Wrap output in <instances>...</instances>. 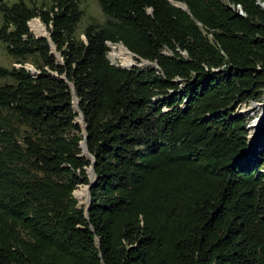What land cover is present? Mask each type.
<instances>
[{
	"label": "trees",
	"instance_id": "16d2710c",
	"mask_svg": "<svg viewBox=\"0 0 264 264\" xmlns=\"http://www.w3.org/2000/svg\"><path fill=\"white\" fill-rule=\"evenodd\" d=\"M80 1L0 0L4 50L37 69L0 67V264H264V112L250 144L238 113L264 90V7L97 0L81 39Z\"/></svg>",
	"mask_w": 264,
	"mask_h": 264
},
{
	"label": "rangeland",
	"instance_id": "374dc122",
	"mask_svg": "<svg viewBox=\"0 0 264 264\" xmlns=\"http://www.w3.org/2000/svg\"><path fill=\"white\" fill-rule=\"evenodd\" d=\"M11 1H14V0H7V2H11ZM24 1L28 5H34V6H43V5L47 6L50 3V0H24ZM258 3H260V5L262 7H264V2L263 1H259L258 0ZM79 7L82 9V14L80 15L78 21L76 22L74 34H75V36L83 39V35L81 33L83 26L89 21L103 22L105 16L102 13V11L100 10V7H99V4H98L97 0H81L79 2ZM0 22H1V15H0ZM27 25H28V28H29L30 32L34 36H41V35H38V33H36V30L33 29L31 25H40L45 30V32H46L45 35L48 34V31L46 29L45 24L42 23V21L36 15L31 17L27 21ZM115 43H108V50L106 52V56L112 62L119 64V63H122V62L119 60V58H117L115 56V53L118 52V48L117 47L119 45H122V44L120 42H115ZM50 51L56 56L57 61L60 62V57L57 54V52H55L53 50L52 45H51ZM163 51L167 52L166 50H163ZM132 55H131L132 63L129 66L136 65V66H139V67H143L145 65H154L153 62H151V61H149L147 59H144V58H140L137 55H135L134 53H132ZM13 60H14L13 57L10 56L9 54H7L6 51L4 50L3 42L0 40V67H9L10 65H15V66L22 65L28 70V72L30 74H33L34 72H37V69L30 62L29 58L26 61H24L23 63L14 62ZM4 82H10V79L8 77H6V76L0 75V84H2ZM263 99H264V90H263V93L259 97H257V98H249V99H247V101H245L244 103L239 105L238 111H242V114H246L247 115V119H246L247 122L245 124H249V120L252 117H254L256 115L258 116L259 111L261 110V105L258 104V103H261ZM253 102L255 104H257L258 106L256 108H253V109H250V110H248V108L246 109L247 105L249 107V105L251 103H253ZM7 113H8V109L7 108L0 107V122H2L4 120L5 116H7ZM77 115H78V113H77ZM76 120H78V117L75 118V121ZM78 122L80 123V125H82L80 121H78ZM21 128L22 127H20V129ZM247 139H249V138H247ZM263 169H264V164H263ZM84 186H85V184H82V183L77 184L76 187L74 188L75 190L73 189V193H74V196L77 199L78 203L79 204H84L86 206V196L85 197L82 196L80 198L77 195H75V191L77 189L81 188V187H84Z\"/></svg>",
	"mask_w": 264,
	"mask_h": 264
},
{
	"label": "water",
	"instance_id": "95a60500",
	"mask_svg": "<svg viewBox=\"0 0 264 264\" xmlns=\"http://www.w3.org/2000/svg\"><path fill=\"white\" fill-rule=\"evenodd\" d=\"M175 5H179L180 7H182V8H186V6H185V4L184 3H180V2H178V1H174L173 2ZM260 4V3H259ZM240 13H242L241 11H239ZM41 36H43V37H46V38H48V34L47 35H41ZM83 39H84V36H83ZM123 45V44H122ZM124 46V45H123ZM125 47V46H124ZM126 48V47H125ZM127 49V48H126ZM130 53H132L129 49H127ZM118 65H121V66H124V67H128L129 65H125V64H123V63H119ZM24 67V66H23ZM25 68V67H24ZM63 77V76H62ZM72 88V87H71ZM73 100H75V105L77 104V99H76V97L75 96H73ZM258 104H260L261 105V110L259 111V114H258V126H257V129H256V133H255V136H253V138H251V140H250V142L249 143H251V142H253V140L255 139V137L257 136V134H258V131H259V128H260V126H261V121H262V116H263V112H264V99L262 100V102L261 103H258ZM248 108V105H247V107H246V109ZM74 109V108H73ZM75 110V109H74ZM76 110H78L77 109V106H76ZM245 110V109H244ZM243 110V111H244ZM238 113L239 114H242V111H238ZM78 117L80 118V122H81V124H82V133H83V138H82V140H80V148H81V151H80V154L81 155H87V156H89L90 157V159L91 160H93V155H91L88 151H87V149H86V145H85V137H86V133H85V130H84V125H83V123H82V113L81 112H79L78 111ZM79 120H76V122H78ZM247 125L248 124H245L244 125V128H246L247 129ZM92 165H93V161L91 162V164H89V171L86 169V172H87V176H88V179H89V183H87L86 184V206H85V208H84V213H86V211H87V209H88V207H89V202H90V199H89V192H88V187H89V185H90V183H91V181L93 180V168H92ZM72 195L74 196V193H73V191H72ZM75 197V196H74Z\"/></svg>",
	"mask_w": 264,
	"mask_h": 264
},
{
	"label": "bare ground",
	"instance_id": "6f19581e",
	"mask_svg": "<svg viewBox=\"0 0 264 264\" xmlns=\"http://www.w3.org/2000/svg\"><path fill=\"white\" fill-rule=\"evenodd\" d=\"M31 26L33 29L36 30V33H38V35H45L46 32L40 25H31ZM117 48H118V52L115 53V56L117 58H119V60L123 64H125V65L131 64L132 63V59H131L132 53H130L123 45H119ZM73 101H74V108L76 109L75 100H73ZM257 106L258 105L253 102L249 105L248 110L256 108ZM78 120L80 121L79 117H78ZM257 126H258V116L256 115L249 120V124L247 125L248 138H249L248 141L249 142H250L251 138H253V136H255ZM86 187L87 186L85 185L84 187L77 189L75 191V195H77L80 198L82 196L85 197L86 196Z\"/></svg>",
	"mask_w": 264,
	"mask_h": 264
},
{
	"label": "built area",
	"instance_id": "2783aa9c",
	"mask_svg": "<svg viewBox=\"0 0 264 264\" xmlns=\"http://www.w3.org/2000/svg\"><path fill=\"white\" fill-rule=\"evenodd\" d=\"M105 42H106L107 45H108V43H112V42H110L109 40H106ZM107 58H108V57H107ZM108 59H109V58H108ZM109 62H110V63H113V64H117V63L112 62L110 59H109Z\"/></svg>",
	"mask_w": 264,
	"mask_h": 264
},
{
	"label": "clouds",
	"instance_id": "9594fccd",
	"mask_svg": "<svg viewBox=\"0 0 264 264\" xmlns=\"http://www.w3.org/2000/svg\"><path fill=\"white\" fill-rule=\"evenodd\" d=\"M108 46V45H107Z\"/></svg>",
	"mask_w": 264,
	"mask_h": 264
}]
</instances>
